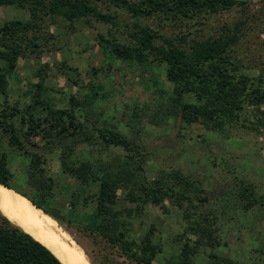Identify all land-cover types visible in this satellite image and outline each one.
<instances>
[{"label": "rangeland", "instance_id": "rangeland-1", "mask_svg": "<svg viewBox=\"0 0 264 264\" xmlns=\"http://www.w3.org/2000/svg\"><path fill=\"white\" fill-rule=\"evenodd\" d=\"M236 1L228 9L171 18L163 13L133 17L112 0H88L98 11L111 14L112 22L47 14L32 29L19 32L22 53L14 67L0 60L5 78L0 120L5 115L19 130L21 118L34 107L35 116L42 118L45 112L34 103L38 96L53 109L72 112L85 135L66 137L62 143L55 140L51 146L38 135L22 134L24 149L17 150L0 127V152L5 153L12 173L9 184L35 197L52 216L10 189L14 214L29 217L77 264H144L131 255L132 250L96 230L98 166L114 169L129 154L103 142L98 130L113 129L137 146L138 174L145 182L163 180L177 170L195 186L180 205L164 199L162 209L142 199L128 200L127 183L118 185L107 218L114 214L131 238L139 240L147 234L160 246L149 264L177 261L183 242L192 244L197 238L189 227L198 224L205 226V238L213 231L218 245L201 244L196 263L205 262L214 251L237 264H264V212L256 203L244 208L236 198L240 180L253 186L255 196L264 202V105L245 106L222 127L184 123L174 109L165 64L152 56L143 63L117 59L99 37L128 44V32L133 24H140L156 32L157 43L164 38L177 42L183 35L185 42L180 45L186 47L192 39L217 36L239 22L231 57L242 72L264 79V0ZM11 20H31L26 5H1L0 27ZM33 37L35 47L26 41ZM70 98L77 104L71 105ZM182 100L195 101L188 94ZM35 154L43 158V164L31 174L29 163ZM81 163L92 164L95 175L89 174L85 181L75 178L70 169ZM40 174L47 187L42 199L33 184Z\"/></svg>", "mask_w": 264, "mask_h": 264}, {"label": "trees", "instance_id": "trees-1", "mask_svg": "<svg viewBox=\"0 0 264 264\" xmlns=\"http://www.w3.org/2000/svg\"><path fill=\"white\" fill-rule=\"evenodd\" d=\"M115 5L124 8L131 16H151L163 13L172 17H190L195 13L215 12L219 9H228L236 0H112ZM1 5H26L31 20H11L0 27V60H4L12 68L16 58L22 53L19 44L18 33L32 29L36 21L42 16L59 15L67 20L77 18L95 19L104 23L112 22V15L98 11L91 6L88 0H0ZM239 22L234 24V29L223 28L217 36L204 39H192L186 46L182 35L177 42L164 38L160 43L156 42V32L146 25L133 24L128 32L131 42L120 43L114 39L100 40L108 45L109 52L117 59L143 63L149 56L165 64V79L173 86L172 102L176 112L180 113L184 123L201 122L214 127H222L225 123L234 121L239 113L247 105L257 107L264 105V79L262 76H248L241 71L236 60L231 57V46L237 41V28ZM27 42L35 47L36 38H28ZM5 78L0 72V91L4 92ZM190 95L194 102L183 101L184 95ZM71 105L77 104L74 98L69 99ZM34 103L45 112L40 117L35 116V107L26 112L21 118L22 128L19 130L6 120L3 115L0 127L3 133L9 137V144L17 150H23L24 142L22 134L27 136H40L46 139L48 145L57 140L62 143L66 137H81L85 135L83 128L75 120L72 112L66 109H53L49 103L44 102L38 96ZM70 131V132H69ZM103 142L107 145L119 146L128 152V157L111 169L109 167L98 170L101 175L96 176L93 165L81 163L70 172L80 181H85L91 174L98 181L95 196L94 215L98 219L96 230L104 234L113 243H119L121 247L131 251V255L144 264H149L155 254L160 251V246L151 241L149 235L137 240L127 233L124 223L119 218L109 213V205L114 202L118 185L125 181L127 184L126 198L130 201L142 199L164 208L163 200L174 199L180 205L188 199V194L195 191L193 182L179 171L167 173L163 180H156L152 184L145 182L138 174L140 162L137 146L125 136L113 129L98 130ZM66 145V144H65ZM52 148L49 147V150ZM43 164V158L39 155L30 160L31 174H36ZM94 173V174H93ZM12 173L8 167L5 153L0 152V184L26 198L33 206L52 216L49 210L35 197L27 192L9 184ZM41 179V180H40ZM34 180V179H33ZM34 185L38 191L39 199L47 195V187L41 174ZM238 185L237 196L244 204V208L259 204L264 212V202L255 196L254 187L242 181H236ZM55 218V217H54ZM58 222L60 219L55 218ZM191 233L195 234L194 243L183 242L180 247L177 261H167L164 264H198L197 253L201 244L207 243L211 248L218 245L213 231L204 236L206 231L202 224L190 226ZM203 239L206 241L204 242ZM0 264H63L61 260L44 244L23 230L12 219L5 216L0 210ZM200 264H237V262L211 251L207 254L205 262Z\"/></svg>", "mask_w": 264, "mask_h": 264}, {"label": "bare ground", "instance_id": "bare-ground-1", "mask_svg": "<svg viewBox=\"0 0 264 264\" xmlns=\"http://www.w3.org/2000/svg\"><path fill=\"white\" fill-rule=\"evenodd\" d=\"M13 192L0 184V210L1 212L11 218L23 230L32 235L35 239L44 244L50 249L63 264H77L71 254L65 250L60 243L52 240L46 233L41 231L33 221L27 217H18L14 214L12 198Z\"/></svg>", "mask_w": 264, "mask_h": 264}]
</instances>
